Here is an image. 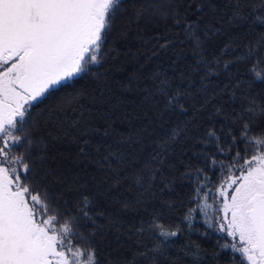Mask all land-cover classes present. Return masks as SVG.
Listing matches in <instances>:
<instances>
[{
	"label": "trees",
	"instance_id": "trees-1",
	"mask_svg": "<svg viewBox=\"0 0 264 264\" xmlns=\"http://www.w3.org/2000/svg\"><path fill=\"white\" fill-rule=\"evenodd\" d=\"M134 2L129 0V4ZM236 2L182 0V15L193 5L188 8L187 21L199 25L194 35L186 34L184 25L177 26L171 19L129 24V10L118 16L104 46L106 52L110 47L115 50L102 67L92 66L104 75L99 80L91 75L78 78L32 109L28 128L42 139L47 186L78 217L77 231L85 237L81 244L90 240L100 264H149L138 253L156 241L152 234L137 229L142 224L147 227L153 216L180 229L176 237L169 238L164 254L157 256L158 264H194L193 256L185 254L195 252L194 245L201 249L199 264H236L230 250L217 247L220 234L204 224L198 210L191 213V225L184 219L199 203L193 199L198 181L191 170L206 168L203 175L211 187L222 177L212 159L230 160L244 148L240 144L230 154L216 151L217 138L227 150L230 138L226 134L232 131L239 137L249 119L245 116L234 123L235 118L226 119V115L241 110L245 103L241 93L249 84L253 95L264 97V84L251 83L254 77L249 65L255 58L237 59L249 42L259 41L264 34V25L255 23L259 13L251 14L264 0H241L249 5L245 15L251 18L230 21ZM196 4L205 5L203 13L196 12ZM205 25H210L207 34ZM260 67L264 70V65ZM162 82L168 94L177 90L186 94L181 99L186 111L165 107L167 97L158 91ZM238 82L241 88L235 87ZM81 88L87 93L81 99L82 113L68 117L63 112L51 113L61 97ZM217 108L222 109L220 115L215 114ZM78 118L79 125L72 127ZM33 119L38 121L35 126ZM252 119L254 134L264 132V114ZM176 128L181 134L170 143L163 163L159 158L153 161L152 155L160 151L158 145ZM210 129L215 130V137L207 135ZM83 140L90 141L86 154L80 152ZM109 151L118 152L119 158L104 161ZM85 196L91 201L89 218L75 211Z\"/></svg>",
	"mask_w": 264,
	"mask_h": 264
},
{
	"label": "snow or ice",
	"instance_id": "snow-or-ice-1",
	"mask_svg": "<svg viewBox=\"0 0 264 264\" xmlns=\"http://www.w3.org/2000/svg\"><path fill=\"white\" fill-rule=\"evenodd\" d=\"M181 6L182 0H135L131 4L129 0H0V264H100L90 240L81 244L85 237L77 231L78 217L69 212L66 202L62 206L61 198L54 197L47 186L42 139L28 128L32 109L54 92L72 86L78 78L91 75L99 80L104 75L92 66L102 67L103 60L115 50L110 47L106 52L104 46L118 16L129 10V24L155 18L171 19L177 26L183 24L186 34L194 35L199 25L187 21L188 8L193 5L189 4L183 15ZM204 7L196 4L195 10L203 13ZM233 8L230 21L249 19L251 14L259 13L255 23L264 25V3L249 15H245L249 5L241 0ZM209 27L205 25V34ZM262 42L264 34L259 41L249 42L244 55L237 57L238 60L255 58L249 65L254 77L251 83L264 84V70L260 67L264 65ZM242 86L238 82L235 87ZM158 91L166 95L168 110L186 111L181 103L185 93L177 90L168 94L163 82ZM86 94L83 88L66 93L51 113L63 112L65 117L82 113L80 103ZM241 97L245 101L241 110L228 113L225 118L234 117V123L245 116L249 119L244 121L239 137L232 131L226 134L230 138L227 150L217 138L216 151L230 154L231 148H238L240 144L244 148L236 151L230 160L212 159L213 165H219L222 177L211 187L208 186L211 181L203 175L206 168L191 170L198 181L193 199L199 203L184 219L191 225V213L198 210L204 224L220 234L217 247L230 250L236 264H264V132L254 134L256 125L252 119L264 114V97L253 95L251 84ZM232 98L235 99V92ZM207 104L206 100L203 106ZM221 111L217 108L215 114L220 115ZM79 123L78 118L71 126L77 127ZM33 124L38 121L33 119ZM181 131L173 129L151 159L159 158L163 163L170 143ZM207 135L215 137L216 132L210 129ZM81 143L80 152L86 154L90 141ZM114 156L119 158L118 152L109 151L103 160ZM136 183H141V179ZM90 204L85 196L75 211L89 218ZM137 231L152 234L156 241L150 249L145 245L147 251L138 255L149 264H158L157 256L164 254L169 238L176 237L180 229L166 226L153 216L147 227L142 224ZM194 248L195 252L185 254L193 256L194 264H199L201 249L199 245ZM149 252L153 255L149 256Z\"/></svg>",
	"mask_w": 264,
	"mask_h": 264
}]
</instances>
